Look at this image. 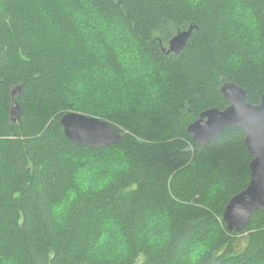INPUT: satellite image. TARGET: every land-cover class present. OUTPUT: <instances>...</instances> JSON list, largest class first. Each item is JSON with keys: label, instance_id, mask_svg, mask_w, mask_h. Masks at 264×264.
<instances>
[{"label": "trees", "instance_id": "trees-1", "mask_svg": "<svg viewBox=\"0 0 264 264\" xmlns=\"http://www.w3.org/2000/svg\"><path fill=\"white\" fill-rule=\"evenodd\" d=\"M227 82L260 102L264 0H0V264H264V210L240 234L223 220L245 131L187 130ZM66 113L122 141L78 147Z\"/></svg>", "mask_w": 264, "mask_h": 264}, {"label": "water", "instance_id": "water-1", "mask_svg": "<svg viewBox=\"0 0 264 264\" xmlns=\"http://www.w3.org/2000/svg\"><path fill=\"white\" fill-rule=\"evenodd\" d=\"M193 31L179 32L168 44V54L181 53ZM20 89L16 88L14 94ZM221 94L229 105L223 110L211 108L201 113L188 127L193 142L202 146L217 141L227 129H241L246 133L245 145L253 160L249 165L251 179L245 190L235 195L227 204L223 220L230 232L242 233L250 220L264 210V90L258 104L248 102L245 90L232 83L221 88ZM11 115H20L15 103ZM64 136L78 147L104 149L122 141V135L101 119L79 113H66L60 120Z\"/></svg>", "mask_w": 264, "mask_h": 264}, {"label": "bare ground", "instance_id": "bare-ground-1", "mask_svg": "<svg viewBox=\"0 0 264 264\" xmlns=\"http://www.w3.org/2000/svg\"><path fill=\"white\" fill-rule=\"evenodd\" d=\"M164 50V52H168V50H166V49H163ZM168 54V53H167ZM170 54V53H169ZM227 83H231V82H227ZM226 83H224L222 86H221V88L225 85ZM235 85V84H234ZM221 88H220V90H221ZM240 88V87H239ZM221 92V91H220ZM223 96V95H222ZM194 123V122H193ZM251 179V178H250ZM250 183V182H249ZM229 231V230H228ZM230 232V231H229Z\"/></svg>", "mask_w": 264, "mask_h": 264}, {"label": "rangeland", "instance_id": "rangeland-1", "mask_svg": "<svg viewBox=\"0 0 264 264\" xmlns=\"http://www.w3.org/2000/svg\"><path fill=\"white\" fill-rule=\"evenodd\" d=\"M243 242H244V240H242ZM244 244H245V242H244Z\"/></svg>", "mask_w": 264, "mask_h": 264}]
</instances>
